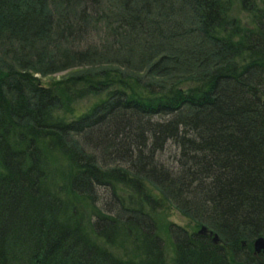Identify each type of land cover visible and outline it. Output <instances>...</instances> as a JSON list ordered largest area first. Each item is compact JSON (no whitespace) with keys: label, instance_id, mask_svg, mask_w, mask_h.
Listing matches in <instances>:
<instances>
[{"label":"trees","instance_id":"trees-1","mask_svg":"<svg viewBox=\"0 0 264 264\" xmlns=\"http://www.w3.org/2000/svg\"><path fill=\"white\" fill-rule=\"evenodd\" d=\"M248 4L243 22L234 0H0V264H264V0ZM167 140L175 167L154 159ZM166 203L219 242L159 221ZM120 235L139 253L101 243Z\"/></svg>","mask_w":264,"mask_h":264},{"label":"rangeland","instance_id":"rangeland-1","mask_svg":"<svg viewBox=\"0 0 264 264\" xmlns=\"http://www.w3.org/2000/svg\"><path fill=\"white\" fill-rule=\"evenodd\" d=\"M248 2L249 0H246L245 7L243 5L241 7V5H238L237 0H234V5L232 9L230 10V13L232 15L239 17L241 21L243 22L248 21V17H246V15L248 16L247 7L250 6ZM103 8H105V4ZM198 40L199 39H197L196 41ZM90 41H93L95 44L99 45L100 37H97L96 35H92L91 37L85 40V42L87 43ZM188 43H190V41L183 40L182 42H178L177 46L181 47V45L188 44ZM96 66L98 65H95V64L94 65H91V64L90 65H87V64L76 65V66H71L63 70H58L52 73H48L42 76L37 74V76H40V80L42 84L48 85L70 74L79 72L80 70L91 68V67H96ZM98 98H100V95H98V93L86 95L76 101V107L80 110H84L88 107L89 104L93 103ZM90 135L91 134H88L86 136V133H84V135L80 134L77 137V141L83 145L85 150L94 151V152L96 151V153L99 154V156L97 157L101 159L100 158L101 154L99 150L94 149L93 145L89 146L87 142H85V136L87 139L91 140V138H89ZM88 148H90L91 150ZM175 152H176V147L173 141L167 140L166 142H164L163 148L161 149V151L157 152L154 159L158 160L159 162L163 163L166 166L175 167L177 165ZM118 163L119 162L116 160L115 164H118ZM95 190H96L97 196L99 197V202H98L99 206H102L103 201L108 202L110 200V197L108 194L109 192L104 187H96ZM157 212H158V215H157L158 220L165 224L172 221L173 223H175V225H181V226H185L186 228L195 229V230L198 229L197 227L194 228L193 222L188 217L183 215L177 208H175L173 204L166 203L161 208H159ZM161 235L164 238V244L166 247L165 248L166 257L168 258V260H171L172 257L174 256L173 246L171 245L169 238L166 236V234L162 232ZM101 243L103 245L106 244L109 247V249L114 254H116L118 257L121 256L124 258H129V257H134L136 253H139L138 250L136 249V244L133 242L132 237H126V236L120 235L119 238H117L113 244H108L104 241H102Z\"/></svg>","mask_w":264,"mask_h":264},{"label":"water","instance_id":"water-1","mask_svg":"<svg viewBox=\"0 0 264 264\" xmlns=\"http://www.w3.org/2000/svg\"><path fill=\"white\" fill-rule=\"evenodd\" d=\"M206 228L207 227L205 225H202L200 227V229H198L197 232H199V233H205L206 232ZM212 239H213V241H217V235L214 234ZM253 246H254V249H255L256 252L262 250V252L264 253V238L262 236L257 237L254 240V242H253Z\"/></svg>","mask_w":264,"mask_h":264},{"label":"bare ground","instance_id":"bare-ground-1","mask_svg":"<svg viewBox=\"0 0 264 264\" xmlns=\"http://www.w3.org/2000/svg\"><path fill=\"white\" fill-rule=\"evenodd\" d=\"M201 226H202V225H201ZM201 226H200V227H201ZM205 226H206V225H205ZM200 227H199L198 229H200ZM206 227H207V226H206ZM198 229L196 230V232L198 231ZM197 233H198V234H203V235H209V236L212 237V238H213V235L216 234V235H217V241H213V239H212V241H213L214 243H217V242H219V240H220V239H219V236H218V234H217V232H215L213 229L208 228V227L206 228V232H205V233H199V232H197ZM258 237H260V236H258ZM256 238H257V237H256ZM256 238H255V239H256ZM255 239H254V240H255ZM254 240H253V241H254ZM252 246H253V245H252ZM253 253H254L255 255L258 254V253H262V254L264 255V253L262 252V250L256 252L255 249H254V246H253Z\"/></svg>","mask_w":264,"mask_h":264}]
</instances>
